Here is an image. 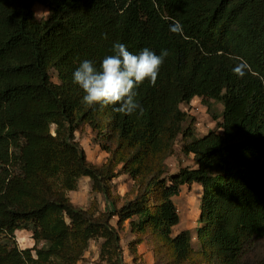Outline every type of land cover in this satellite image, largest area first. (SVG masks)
Returning <instances> with one entry per match:
<instances>
[{"label": "trees", "instance_id": "trees-1", "mask_svg": "<svg viewBox=\"0 0 264 264\" xmlns=\"http://www.w3.org/2000/svg\"><path fill=\"white\" fill-rule=\"evenodd\" d=\"M116 42L168 52L155 85L135 89L142 112L128 116L86 108L72 82ZM194 99L216 124L202 136L182 108ZM83 127L107 154L101 166L76 141ZM179 138L194 165L168 174ZM121 174L130 198L112 193ZM82 177L104 210L72 203ZM193 184L197 227L174 234L173 198ZM125 224L133 264L143 244L153 264H264V0H0V264H77L92 240L103 264H124ZM21 230L31 247H19Z\"/></svg>", "mask_w": 264, "mask_h": 264}, {"label": "rangeland", "instance_id": "rangeland-1", "mask_svg": "<svg viewBox=\"0 0 264 264\" xmlns=\"http://www.w3.org/2000/svg\"><path fill=\"white\" fill-rule=\"evenodd\" d=\"M34 9L37 19H45L49 14V11L40 5H36ZM52 76L53 80L56 81L54 72H52ZM182 108L190 118H194L196 135L202 136L209 130L215 129V122L208 113L207 107H205V105L203 106L199 99H194L191 103L182 105ZM211 110L219 115L222 112V105L218 102H212ZM53 128L54 127H52V129ZM75 138L84 149L87 160L90 163L101 166L105 162L107 154L94 141V133L90 128L83 127L81 130L76 131ZM181 146V138H179L174 144L173 153L166 159V171L168 174L177 171L181 166L192 167L194 165L192 155L183 153ZM133 191L134 183L128 175L121 174L112 180V193L114 196L130 198L132 197ZM200 192V188L197 184L183 186L179 194L173 198L180 215L179 224L173 228L174 234L182 229H190L193 232L197 227ZM68 196L73 204L82 209H89L93 205H96L97 208L102 211L106 204L105 197L92 189V181L88 177L80 178L77 189L69 192ZM121 202L122 201H119L117 204L119 205ZM120 235L124 264H133L127 244L132 239V235L128 231L126 224L124 229L120 231ZM15 237L20 248L31 247L33 245L31 236L27 231H17ZM100 244L101 240L90 241L83 258L77 264H103L99 259ZM259 244L264 246V241H260ZM139 252L143 254V258L138 264H153L152 255L145 244L139 246Z\"/></svg>", "mask_w": 264, "mask_h": 264}, {"label": "clouds", "instance_id": "clouds-1", "mask_svg": "<svg viewBox=\"0 0 264 264\" xmlns=\"http://www.w3.org/2000/svg\"><path fill=\"white\" fill-rule=\"evenodd\" d=\"M112 50L114 54L104 57L98 68L85 59L74 70L72 82L83 92L81 103L86 108L112 106L114 112L125 116L142 112L135 89L145 80L155 85L168 52L161 50L158 55L144 48L133 54L120 42L114 43Z\"/></svg>", "mask_w": 264, "mask_h": 264}]
</instances>
